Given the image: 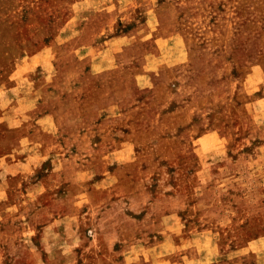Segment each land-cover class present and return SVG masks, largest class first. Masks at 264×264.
<instances>
[{"label":"rangeland","instance_id":"rangeland-1","mask_svg":"<svg viewBox=\"0 0 264 264\" xmlns=\"http://www.w3.org/2000/svg\"><path fill=\"white\" fill-rule=\"evenodd\" d=\"M0 264H264V0H0Z\"/></svg>","mask_w":264,"mask_h":264}]
</instances>
